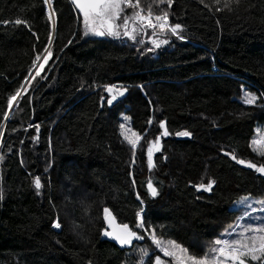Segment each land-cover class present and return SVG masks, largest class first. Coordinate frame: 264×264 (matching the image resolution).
<instances>
[{"label": "trees", "instance_id": "obj_1", "mask_svg": "<svg viewBox=\"0 0 264 264\" xmlns=\"http://www.w3.org/2000/svg\"><path fill=\"white\" fill-rule=\"evenodd\" d=\"M149 5L181 25L177 35H85L68 0H0V264H176L153 232L213 264L214 242L235 237L238 201L264 198V176L247 166H264L252 144L264 140V0H141ZM159 33L166 45L153 48L146 38ZM125 132L141 137L135 149ZM209 180L210 191L195 187ZM105 208L144 238L122 249L100 241Z\"/></svg>", "mask_w": 264, "mask_h": 264}, {"label": "snow or ice", "instance_id": "obj_2", "mask_svg": "<svg viewBox=\"0 0 264 264\" xmlns=\"http://www.w3.org/2000/svg\"><path fill=\"white\" fill-rule=\"evenodd\" d=\"M46 3L49 2V0H45ZM74 6L76 9H78L82 15L85 25V35H97V36H116L119 37L121 35L119 28H123L124 32L123 35L128 36L130 39H135L134 33L138 30H142L144 27L149 28H160L161 31L168 30L172 34L177 35L178 30L181 29L180 24H174L169 25L168 24V17L169 13L167 11H162L160 14H154L151 8V5L148 6L147 10L141 7V0H72ZM154 4L159 6L160 4H167L168 7H171L173 0H152ZM201 3H204V0H200ZM221 0H214V3L219 4ZM238 3L239 0H236ZM227 3L225 4V7H227ZM125 7H130L134 9L131 16L125 15L123 17V21L121 24H117L116 21L121 19V13L124 12ZM205 7H209V5H205ZM220 10V9H217ZM52 15H49V19H52ZM155 16V23L153 22L152 17ZM16 24L22 23L21 20L17 19L15 21ZM97 23L99 26H97ZM133 25V28L131 31L128 30L129 24ZM139 24L140 29H137L135 25ZM182 38V37H181ZM167 41H163V43H166ZM160 45L157 43L156 47H159ZM47 51V50H46ZM48 56H51V52H48ZM37 60L40 59V56H37ZM47 59V57H45ZM39 75V73H37ZM34 79V77H33ZM23 87V85H21ZM116 86L106 87V91L109 93H113V90ZM124 89L116 90L115 94L111 96V99L107 100V103L109 105L112 104L114 100L117 99L118 96L124 95ZM20 95V90L18 89L15 93V95L11 96L8 100L9 107L12 106L13 101L16 100V98ZM257 100L256 95L245 92L243 97V102L246 104H255ZM127 119V118H126ZM151 123V121L149 122ZM160 128H165L164 122H160ZM121 128L124 129L125 126L122 124ZM38 130V127H37ZM125 137V139L132 145L133 149H135L136 144L140 140V136H138L135 132L131 133V136H129L126 132L122 133ZM163 136L169 135L168 131L165 129V131L162 133ZM176 135L179 136H190L191 133L188 131H183L176 133ZM132 137H135V139H132ZM159 142V137L156 138V140L153 142L152 146L149 147L148 150V163H149V170H151L152 167H154L153 161H152V155H153V147H155L156 144ZM253 145L261 144L264 145V140H253ZM157 151H159V148H156ZM135 154V153H134ZM233 159H236L235 156L232 157ZM239 163H245L243 160H239ZM249 167L256 168L257 171L264 173V166H260L257 168L255 164L248 163ZM215 183L214 180H209L207 184L201 182L199 185H196L195 187L197 190H205L210 191L212 189L213 184ZM34 186L37 190H39L42 185L39 177H36L34 179ZM148 188L150 190V193L152 196L158 195V190L156 187L153 186L151 180L148 181ZM139 198V197H138ZM0 199H2V194H0ZM143 209H141V212ZM104 212L106 214V218L110 215V212L107 208L104 209ZM138 217H140V222L136 225L137 228H144V222L141 217L140 213H137ZM54 228H60L61 224L59 220L55 221L53 223ZM245 231H253L258 233H264V227L260 228H247ZM104 235H110V233L105 232ZM144 237L142 235H139L136 231H132L128 228V225L123 226V232L119 235H116L114 239H116L122 246L123 245H130L132 244V241L134 239H143ZM152 240L156 244L157 248H159L162 252H164L165 256H170L175 258L176 264H209V257H201L197 258L193 254H189L188 249L182 247L181 245L177 244L175 241L168 240L165 243L157 238L155 233L152 234ZM215 245H223V247L219 248H213L211 251L213 253L218 252L221 257H224L226 260H230L232 264H247L246 258L250 257L253 261H261L262 257H264V235L260 236H253L249 239L248 243H244L243 241H235L233 243H229L228 241H222L220 239H217L215 242ZM171 249V250H169ZM177 250L181 255L177 256ZM142 254L144 256H147L148 253L146 250H142ZM213 264H221L220 261L217 260L215 256L211 257ZM155 264H163L160 257L157 256L155 259Z\"/></svg>", "mask_w": 264, "mask_h": 264}, {"label": "rangeland", "instance_id": "obj_3", "mask_svg": "<svg viewBox=\"0 0 264 264\" xmlns=\"http://www.w3.org/2000/svg\"><path fill=\"white\" fill-rule=\"evenodd\" d=\"M123 20H117V24H121ZM130 29L132 30L133 25L130 23ZM137 29H140V25L137 24L135 25ZM123 35L124 29L122 30L118 29ZM130 30V31H131ZM142 30H138L137 32L134 33L135 39L139 38V34L142 33ZM162 34L159 33L158 36L155 37H148L146 38L147 41L151 44L153 48H159L161 46L166 45V43H163V41H166L163 37H161ZM129 39L130 41H133L135 39H130L128 36H126V39ZM150 39V40H149ZM159 44V47H156V44ZM260 140V139H256ZM261 145V144H257ZM264 147V145H261ZM158 147V144L153 147V153H155L157 150L156 148ZM248 166V165H247ZM249 167V166H248ZM256 172L259 175L264 176V173L259 172L256 170ZM239 207V218L238 221L234 224V229L228 232V235H230L232 232L235 237L232 239H226L224 238L222 241H228L229 243H233L235 241H243L244 243H248L249 239L253 236H260L264 235V233H258V232H253V231H245L247 228H260L264 227V198L260 201H256L253 199L249 198H243L237 203ZM151 243L155 244L152 239H149ZM220 247H223V245H220ZM155 250L159 252V254L164 257V258H170V256H165L164 252H162L159 248H157L155 244ZM218 261L221 262V264H232L230 260H226L224 257H221L219 253L217 252V255L215 256Z\"/></svg>", "mask_w": 264, "mask_h": 264}, {"label": "water", "instance_id": "obj_4", "mask_svg": "<svg viewBox=\"0 0 264 264\" xmlns=\"http://www.w3.org/2000/svg\"><path fill=\"white\" fill-rule=\"evenodd\" d=\"M70 2V4L72 5V7L74 8V10L83 17L82 13L75 8L72 0H68ZM99 25V24H98ZM34 182V181H33ZM149 190V188H148ZM41 191V188L39 190L36 189V192L39 194ZM150 192V190H149ZM150 196L151 193H150ZM104 222H105V226H106V230H104L101 234H100V241H105L108 242L112 245H114L116 248L122 249L125 248L127 245H121L116 239H114V237L116 235H119L123 232V226L119 225L118 223H116L110 216H108L106 218V216L104 217ZM105 232L110 233V235H104Z\"/></svg>", "mask_w": 264, "mask_h": 264}, {"label": "built area", "instance_id": "obj_5", "mask_svg": "<svg viewBox=\"0 0 264 264\" xmlns=\"http://www.w3.org/2000/svg\"><path fill=\"white\" fill-rule=\"evenodd\" d=\"M152 19H153V22L155 23V16H153Z\"/></svg>", "mask_w": 264, "mask_h": 264}]
</instances>
